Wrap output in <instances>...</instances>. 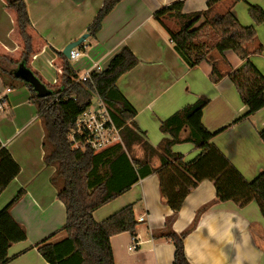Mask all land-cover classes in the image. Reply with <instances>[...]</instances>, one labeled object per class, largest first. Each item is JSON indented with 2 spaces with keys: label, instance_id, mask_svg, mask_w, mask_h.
<instances>
[{
  "label": "crops",
  "instance_id": "crops-1",
  "mask_svg": "<svg viewBox=\"0 0 264 264\" xmlns=\"http://www.w3.org/2000/svg\"><path fill=\"white\" fill-rule=\"evenodd\" d=\"M103 1L25 0L34 27V46L40 49L31 66L44 79L57 81L59 69L53 64L57 53L87 33ZM175 1L178 0H121L105 17L96 36L89 35L84 41V54L71 63L80 74L95 65L105 69L122 48H131L139 63L124 73L117 85L136 109L135 121L154 146L166 136L160 130L162 120L199 97H208L203 123L210 131H219L212 142L252 180L264 169V142L259 135L264 128V108L236 121L248 107L228 76L230 70L243 64L233 51L226 52L230 66L222 63L226 76L217 83L210 79L209 62L190 68L182 60L168 30L154 18L158 9ZM184 2V12L189 13L205 10L208 0ZM249 4L264 9V0L223 1L216 8L222 12L231 6L243 25L256 27L264 46V23L254 22L248 12ZM19 38L7 0H0V49L15 53ZM251 60L264 74V52L252 55ZM5 87L0 77V93L5 92ZM7 94L5 110L0 111V145L11 152L21 171L0 195V209L19 190H25L23 198L12 208V215L27 231V239L9 249L7 264H48L37 244L53 233V242L66 236L60 231L67 218L66 206L51 181L55 167L44 161L45 130L37 108L30 102L29 88L22 86ZM173 149L187 161L201 151L191 142L177 143ZM134 152L139 158L144 153L140 145L134 146ZM158 165L159 159L154 157L152 166ZM128 204H134L139 224L135 234L122 232L111 237L115 264H173L175 245L164 235L169 231L181 234L190 228L184 243L191 264H264V216L257 202L241 207L230 200L218 201L210 180L194 188L182 208L174 212L162 196L158 174L152 173L95 210L94 218L101 222ZM142 216L144 221L139 220ZM134 238L138 248L130 251Z\"/></svg>",
  "mask_w": 264,
  "mask_h": 264
},
{
  "label": "trees",
  "instance_id": "trees-1",
  "mask_svg": "<svg viewBox=\"0 0 264 264\" xmlns=\"http://www.w3.org/2000/svg\"><path fill=\"white\" fill-rule=\"evenodd\" d=\"M120 1H103L87 28L89 35L96 36L105 17ZM223 1L236 3L241 0H208L205 10L189 13L184 12V0H178L158 9L154 18L168 30L174 49L188 67L194 68L204 61L212 65L210 79L214 83L226 76L222 63L230 66L225 55L227 51H233L243 60L240 67L228 74L248 107L236 119L239 121L264 108V74L251 60L252 55L264 52V46L256 27L243 25L231 6L222 12L217 10V4ZM7 8L14 15L23 49L18 60L0 56V61L5 59L17 64V68L9 69L0 62V77L6 88H29L30 102L36 106L45 130L44 161L55 167L51 181L57 188L58 198L66 206V222L60 229L66 236L53 242L51 238L56 234L53 233L37 244L48 264H115L111 237L122 232L135 234L139 221L134 204L122 207L101 222L95 220L93 213L152 173L158 174L162 196L174 212L182 208L194 188L202 181L210 180L214 182L218 201L230 200L241 207L255 201L264 216V169L256 178L248 180L212 142L219 131L212 132L203 123L204 108L210 102L208 97L201 96L162 120L160 130L166 136L154 146L135 121L136 109L117 85L118 79L139 63L131 48L125 46L111 59L107 68L93 71L90 81H79V71L62 52H58L53 61L59 69L57 81L50 83L31 66L33 56L40 49L34 46V27L25 0L14 3L7 0ZM248 12L256 24L264 23L261 6L249 4ZM81 45L84 48L83 43ZM21 65L29 68L50 93L39 95L29 81L17 75ZM93 86L109 107L122 135V143L99 152L90 147L75 148L69 139L78 115L91 104L88 88ZM259 135L264 142V128ZM181 142L193 143L200 153L187 161L183 154L173 149ZM135 145L143 148L140 158L135 155ZM154 157L159 159L156 167L152 166ZM20 171L21 167L11 152L0 145V195ZM24 194L25 190H19L0 209V264H7L10 260L9 249L13 244L27 239L26 228L12 215V208ZM203 210L205 207L197 213L195 222ZM191 229L181 234L169 231L164 235L175 245L173 264H191L184 243Z\"/></svg>",
  "mask_w": 264,
  "mask_h": 264
},
{
  "label": "built area",
  "instance_id": "built-area-1",
  "mask_svg": "<svg viewBox=\"0 0 264 264\" xmlns=\"http://www.w3.org/2000/svg\"><path fill=\"white\" fill-rule=\"evenodd\" d=\"M83 51L79 48H72L69 60L75 61L83 55ZM101 70L98 65L86 73L79 74V81H90L93 71ZM7 88L5 92L0 93V111L5 110L7 102ZM91 94V104L87 109L80 113L75 121V125L69 133V139L75 148L85 149L92 148L95 152L102 151L117 143H122L121 128L115 123L112 113L99 94L95 86L88 88ZM144 221L145 217L139 219ZM138 248V242L134 238L129 246L130 251Z\"/></svg>",
  "mask_w": 264,
  "mask_h": 264
},
{
  "label": "water",
  "instance_id": "water-1",
  "mask_svg": "<svg viewBox=\"0 0 264 264\" xmlns=\"http://www.w3.org/2000/svg\"><path fill=\"white\" fill-rule=\"evenodd\" d=\"M11 3H14L18 0H8ZM89 36L88 33L82 35L79 39L70 42L66 47L63 49V54L69 59L70 58V51L72 48H76L80 46ZM16 74L25 78L27 81H29L35 88V90L38 92L39 95L44 96L50 93L48 88L45 84H43L35 75L34 73L29 69L24 67V65H21L18 70L16 71Z\"/></svg>",
  "mask_w": 264,
  "mask_h": 264
},
{
  "label": "rangeland",
  "instance_id": "rangeland-1",
  "mask_svg": "<svg viewBox=\"0 0 264 264\" xmlns=\"http://www.w3.org/2000/svg\"><path fill=\"white\" fill-rule=\"evenodd\" d=\"M170 25H172V26H174L173 25V23H171ZM84 35V34H83ZM80 38V37H79ZM78 38V39H79ZM18 43L20 44V46H19V48H18V50H16V52L15 53H10V54H8V52H7V50H2V49H0V56H8V58H12V59H14V60H18V59H20L21 58V54H22V49H23V42L21 41V39L19 38V41H18ZM80 47V48H79ZM78 48L81 50V49H83V47H82V45H80V46H78ZM0 62H2V65H3V67H5V68H9V69H15V68H17V64L16 63H8V61L7 60H1ZM82 72V71H81ZM46 80V79H45ZM46 81H48V80H46ZM49 82V81H48ZM50 83H52V82H50ZM20 87H22V86H19V87H17V88H14L15 89V91H19L20 90ZM6 88V87H5ZM36 107V106H35ZM36 114V113H35ZM27 116V115H26ZM36 117H37V115H36Z\"/></svg>",
  "mask_w": 264,
  "mask_h": 264
}]
</instances>
